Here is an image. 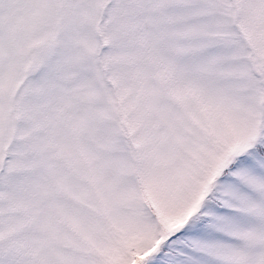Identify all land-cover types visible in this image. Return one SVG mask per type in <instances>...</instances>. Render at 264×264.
I'll use <instances>...</instances> for the list:
<instances>
[{"label": "snow or ice", "instance_id": "obj_1", "mask_svg": "<svg viewBox=\"0 0 264 264\" xmlns=\"http://www.w3.org/2000/svg\"><path fill=\"white\" fill-rule=\"evenodd\" d=\"M0 264H264V0H0Z\"/></svg>", "mask_w": 264, "mask_h": 264}]
</instances>
